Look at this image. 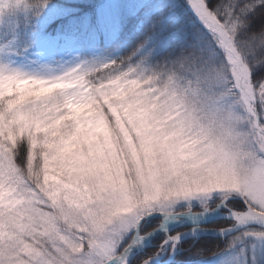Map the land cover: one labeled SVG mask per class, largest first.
<instances>
[{"label": "snow or ice", "instance_id": "6c2138e0", "mask_svg": "<svg viewBox=\"0 0 264 264\" xmlns=\"http://www.w3.org/2000/svg\"><path fill=\"white\" fill-rule=\"evenodd\" d=\"M176 8L183 20L175 17ZM257 9H264V0L171 5L173 40L165 67H157L154 50L147 49L122 67L118 92L72 98L90 106L105 127H118L133 148L149 145L136 178L148 214L134 224L125 218L126 188L93 145L92 120L74 118L67 100H45L8 116L0 125V264H129L132 249L150 235L140 231L147 217L168 221L219 208L227 209L230 228L261 225L242 235L264 242V74L255 75L258 68L252 70L241 52ZM255 43L249 55L256 54ZM159 112L192 130L190 152L157 135ZM17 132L31 149L27 176L15 154ZM53 159L58 162L50 165ZM237 197L243 201L239 209L233 205ZM180 237L168 236L162 247L174 251ZM139 264H153L152 256Z\"/></svg>", "mask_w": 264, "mask_h": 264}, {"label": "clouds", "instance_id": "9594fccd", "mask_svg": "<svg viewBox=\"0 0 264 264\" xmlns=\"http://www.w3.org/2000/svg\"><path fill=\"white\" fill-rule=\"evenodd\" d=\"M48 2L49 0H36V5L44 7ZM12 3L13 0H0V14L9 9ZM245 36L248 40H241V52L247 57L249 66L252 70L264 67V27L246 33ZM253 41L256 42L257 52L255 55H249L251 42ZM148 42L146 37L138 42L130 53L119 58L81 59L71 66H61L59 69L45 74L0 67L5 72L16 73V75L0 74V125H5L8 116L18 109H32L45 100H48L49 103L53 100H67L66 110L70 111L74 118L79 117L94 122L92 127L88 129L96 137L93 145H99L105 160L111 166L114 180L122 188H126L128 195L124 199V213L125 218L133 224L138 216L148 214L147 198L142 195L141 188L136 183V178L138 165L143 164L148 156L149 145L141 146L137 143L133 148V145L127 137L122 135L118 127L111 123L105 127L102 120L98 119L90 106L77 104L72 98L95 96L101 92L108 94L118 92L123 87L118 81V75L122 67L128 65L148 45ZM165 65L166 59L164 57L156 62V66L159 68H163ZM108 119L110 122L111 118ZM156 119L159 125L156 130L157 135L162 133L163 137L167 138V143L170 146L183 152H190L193 149L194 142L189 143L193 135L190 128L184 127L177 120L167 118L163 112H159ZM2 130L6 131V128ZM8 134L11 135V133ZM112 145L116 146L115 155L113 154ZM15 147L17 148L15 154L20 157L18 167L27 176V165L33 163V161L27 159V154L30 153L31 149L28 147L26 139L21 140L18 132ZM39 153L40 150L37 151L34 161L36 169L41 167ZM57 162L56 159L48 161L50 165ZM242 236L241 234L235 239H241Z\"/></svg>", "mask_w": 264, "mask_h": 264}, {"label": "trees", "instance_id": "16d2710c", "mask_svg": "<svg viewBox=\"0 0 264 264\" xmlns=\"http://www.w3.org/2000/svg\"><path fill=\"white\" fill-rule=\"evenodd\" d=\"M107 0H49L46 6L38 7L36 0H26L28 11L18 17L10 25H0V46L14 41V53L22 56L34 51L41 38H70L78 48L79 55L87 59L119 58L130 53L138 42L148 38V45L134 59L145 53L147 49L154 50V59L160 60L167 55L173 37L169 34V25L173 13L171 5L182 4L183 0H156L151 5H137L136 1L119 0L112 19L103 22L100 10ZM164 3H166L164 5ZM178 20L184 19L180 8L174 10ZM250 30H259L264 25V9L250 17ZM151 33V34H150ZM149 37H151L149 39ZM255 75L264 74V67L256 70ZM243 204L240 198H234L233 205L239 209ZM194 211L199 209L194 208ZM227 212V209L224 208ZM159 216L153 217L140 226L142 233H150L160 224ZM231 221L218 220L208 224V227L224 228ZM178 228L173 233L179 232ZM249 230H262L259 226H251L222 237H201L194 243L186 240L180 244L181 252L177 254L173 264H191L210 260L228 249L233 238ZM163 235L153 238L148 246L129 258V264L139 262L149 255L161 251Z\"/></svg>", "mask_w": 264, "mask_h": 264}, {"label": "rangeland", "instance_id": "374dc122", "mask_svg": "<svg viewBox=\"0 0 264 264\" xmlns=\"http://www.w3.org/2000/svg\"><path fill=\"white\" fill-rule=\"evenodd\" d=\"M119 0H107L102 5L100 10V19L103 22H109L112 19V15L115 11L116 4ZM134 1V0H131ZM136 4L140 5H151L156 0H135ZM172 1V0H169ZM166 3H164L165 5ZM28 11L26 0H13L12 6L7 9L3 14H0V25H10L17 21L18 17L24 15ZM15 42L11 41L7 44L0 46V67H6L8 69H21L32 73L45 74L59 69L61 66L68 67L78 62L82 58L79 55L78 48L73 44V40L70 38H41L37 43L34 51H30L22 56L14 53ZM104 58L109 59V54L105 55ZM238 198V197H237ZM183 207V205H181ZM193 208H197L200 211V205L193 201ZM197 211V212H199ZM214 212H225L224 208H219ZM214 212L205 214L208 216ZM149 216L145 220L157 217ZM161 219L162 216H159ZM176 219L164 221L165 227L171 226ZM261 227V226H259ZM215 228V227H208ZM241 236V234L239 235ZM206 237V236H203ZM220 237V236H216ZM238 237V236H237ZM180 244L176 245L175 250L181 252ZM178 253H175L173 259L169 264H173ZM168 251L166 255L156 261L153 264H158L165 261L169 256ZM191 264H264V242L254 240L251 237H243L241 239L233 238L231 246L224 252L213 256L210 260H205L198 263Z\"/></svg>", "mask_w": 264, "mask_h": 264}, {"label": "water", "instance_id": "95a60500", "mask_svg": "<svg viewBox=\"0 0 264 264\" xmlns=\"http://www.w3.org/2000/svg\"><path fill=\"white\" fill-rule=\"evenodd\" d=\"M180 218H181V220L177 221L174 225H172L169 228L164 227V221L162 219L161 221H163V223L161 224V222H160V226L158 228H156L154 231H152L150 233V235L145 239V241L142 244L133 248L132 252L136 251V253H138L144 246H146L154 237H156L159 234H163L167 238L168 236H170L169 235L170 232H172L174 229L184 227V226H188V225H191L192 228L187 229L183 232H180L181 237H180L178 244L181 243L182 241H184L186 238L197 240L203 236H224L227 234L235 233L238 230L245 228L243 226H235V227H231V228L230 227H224L225 231L223 233H221L219 231L220 228H208V227H206V225H208L214 221H218V220L231 221L227 216V212H214L208 216L203 215V216H199V217L192 216V215H185V216H182ZM251 226H261V225H259L258 223L249 222L247 224V227H251ZM195 230H198V231H195ZM168 249L172 250L170 246H164V250H163L161 255H159V256L155 255L154 257H152L153 262L160 261V259H162L166 255ZM179 251H180V249L174 250V251L172 250V252L165 259V261L160 262L158 264H169L171 262V260L173 259V256L175 255V253H178Z\"/></svg>", "mask_w": 264, "mask_h": 264}, {"label": "flooded vegetation", "instance_id": "af4514ba", "mask_svg": "<svg viewBox=\"0 0 264 264\" xmlns=\"http://www.w3.org/2000/svg\"><path fill=\"white\" fill-rule=\"evenodd\" d=\"M183 229L181 230V231H185V230H187V229H191L192 228V226L190 227V226H184V227H182ZM174 233L173 232H171V234L170 235H173ZM189 240H192V239H190V238H188V241ZM194 240V239H193ZM193 240L191 241V242H193ZM169 252L171 253L172 252V250H169ZM154 263V262H153Z\"/></svg>", "mask_w": 264, "mask_h": 264}, {"label": "bare ground", "instance_id": "6f19581e", "mask_svg": "<svg viewBox=\"0 0 264 264\" xmlns=\"http://www.w3.org/2000/svg\"><path fill=\"white\" fill-rule=\"evenodd\" d=\"M206 237H211V236H206ZM220 237H222V236H220ZM186 240H188V238H186L185 241H186Z\"/></svg>", "mask_w": 264, "mask_h": 264}]
</instances>
